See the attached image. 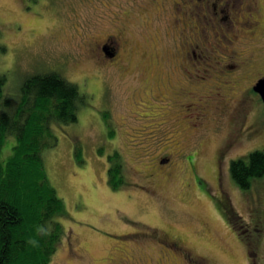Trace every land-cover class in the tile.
Masks as SVG:
<instances>
[{
	"label": "rangeland",
	"instance_id": "rangeland-1",
	"mask_svg": "<svg viewBox=\"0 0 264 264\" xmlns=\"http://www.w3.org/2000/svg\"><path fill=\"white\" fill-rule=\"evenodd\" d=\"M256 1L257 23L253 0H0L4 93L57 71L85 94L41 152L66 208L50 264H264V175L242 189L229 172L264 148L263 102L249 90L264 75ZM109 39L112 57L101 49ZM217 176L236 224L214 205Z\"/></svg>",
	"mask_w": 264,
	"mask_h": 264
},
{
	"label": "trees",
	"instance_id": "trees-1",
	"mask_svg": "<svg viewBox=\"0 0 264 264\" xmlns=\"http://www.w3.org/2000/svg\"><path fill=\"white\" fill-rule=\"evenodd\" d=\"M5 48L0 41V52ZM5 82L0 73V264H50L64 232L56 217L65 216L66 208L48 179L41 152L56 144L55 124L77 120L85 94L57 71L27 75L17 96L4 93ZM8 136L15 141L3 159ZM108 158L114 161L108 184L117 189L123 184L122 163L118 152ZM229 172L238 187L248 189L264 175V148L232 159Z\"/></svg>",
	"mask_w": 264,
	"mask_h": 264
},
{
	"label": "flooded vegetation",
	"instance_id": "flooded-vegetation-1",
	"mask_svg": "<svg viewBox=\"0 0 264 264\" xmlns=\"http://www.w3.org/2000/svg\"><path fill=\"white\" fill-rule=\"evenodd\" d=\"M253 2H254V5H252L251 6V8L253 9V11H254V14H255V22L257 23V18L259 17V10H257V8H258V6H257V1L256 0H253ZM215 7H216V5L214 4V9H215ZM228 16V15H227ZM227 16H226V18H227ZM259 19V18H258ZM259 21V20H258ZM256 27H258V24L256 25ZM254 31V30H253ZM253 31H250L249 32V34H251ZM107 39H108V37H107ZM106 41V40H105ZM104 41V42H105ZM117 48H118V46H117V43H115V45L113 44H111V39H109L108 40V43H103L102 45H101V49L103 50V54L105 55V56H109V57H112V56H114V55H116V51H117ZM248 65V61H241V66H243V65ZM238 65V64H237ZM264 77V75L262 74V75H259V76H257L254 80V83H251V85L249 86V90H251V91H253V87H254V85H255V83L259 80V79H261V78H263ZM257 93V92H256ZM257 95H258V93H257ZM168 157H166L165 158V162H168ZM164 161H162V162H164ZM218 174V173H217ZM217 179H218V185H217V189H218V192H219V198L217 199V200H215L214 198V202H215V207H216V209H217V211L220 213V214H222L223 215V217L224 218H227V219H229V221H231L233 224L235 223L236 224V220H234V219H232L231 217H230V212H229V209H227V205H228V202H227V194H226V192H225V190H224V188H223V186H222V184H221V182L219 181V176H217ZM229 201V200H228ZM163 240L166 242V243H168L170 246H172V247H178V249H181L182 250V248L177 244V241L173 238V239H169V238H163ZM170 243H172L173 245H171ZM178 245V246H177ZM199 262V261H198ZM201 264H203L202 262H200Z\"/></svg>",
	"mask_w": 264,
	"mask_h": 264
},
{
	"label": "water",
	"instance_id": "water-1",
	"mask_svg": "<svg viewBox=\"0 0 264 264\" xmlns=\"http://www.w3.org/2000/svg\"><path fill=\"white\" fill-rule=\"evenodd\" d=\"M253 90L258 93L264 106V77L255 83Z\"/></svg>",
	"mask_w": 264,
	"mask_h": 264
},
{
	"label": "bare ground",
	"instance_id": "bare-ground-1",
	"mask_svg": "<svg viewBox=\"0 0 264 264\" xmlns=\"http://www.w3.org/2000/svg\"><path fill=\"white\" fill-rule=\"evenodd\" d=\"M231 178V177H230Z\"/></svg>",
	"mask_w": 264,
	"mask_h": 264
}]
</instances>
